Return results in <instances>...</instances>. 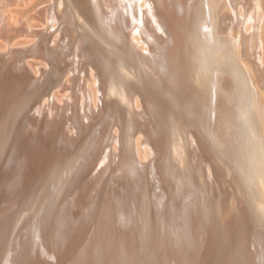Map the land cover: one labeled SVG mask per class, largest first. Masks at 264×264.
<instances>
[{
  "label": "bare ground",
  "instance_id": "obj_1",
  "mask_svg": "<svg viewBox=\"0 0 264 264\" xmlns=\"http://www.w3.org/2000/svg\"><path fill=\"white\" fill-rule=\"evenodd\" d=\"M38 1L0 0V105L15 101L16 95L20 100L31 97L30 111L14 133L0 170V189L8 195L0 203V212L16 206L23 197H34L45 165L52 164L51 159L58 156L63 159L86 132L95 129L96 133L89 137L87 154L78 163L87 164L82 170L85 186L75 192L77 177L72 179L70 175L63 187L65 195H69L61 215L68 228L62 230V239L50 243L44 240L46 246L44 243L37 248L31 264H82L80 258L84 255L79 254L87 246L92 248L96 264H121L123 259L125 264L127 260L134 264L137 255L141 258L138 264L201 261L210 243V225L198 213L200 198L209 216L211 198H215L217 206L220 203L219 218H209L217 221L222 240L228 231L222 225L226 227L229 222L228 203L237 186L222 164L239 181L243 194L252 196L251 204L264 221L263 0H202L185 35L183 21L193 0ZM67 15L69 19L77 18L73 21L77 29L82 26L81 19L92 24L90 32L94 37L98 35V42H106V66L99 64V54L89 41L87 45L79 43L68 30L64 24ZM104 25L112 32L126 30L129 40L125 43L109 39V32L101 28ZM180 54H184L185 71L195 79L193 86L175 90L151 78L144 69L153 55L169 64L175 63ZM109 71L112 80L108 87ZM111 99L116 112L107 126L106 107ZM151 103L159 109L163 125ZM217 111L222 112L219 122L214 115ZM0 128L5 130V125ZM34 140L33 148L26 150ZM162 155L165 169L160 163ZM122 164L130 165H124V171L110 180ZM185 179H204L208 197L197 192L200 181L191 180V185L186 186ZM47 184L40 194L46 192ZM220 191L224 192L222 201ZM73 193L81 195L85 203L77 205L75 216L68 219L66 208L75 205V197L70 200ZM46 198L45 203L42 200L41 205L29 207L28 213L39 207L42 210L48 202ZM196 214L203 217V222L196 219ZM121 216L130 223L121 225ZM189 216H193L195 228H203L199 236L190 238ZM6 224L10 225L9 221ZM21 225L18 220L13 227ZM106 230L107 242H101ZM231 245L229 255H219L222 264H232L241 254L240 238Z\"/></svg>",
  "mask_w": 264,
  "mask_h": 264
},
{
  "label": "rangeland",
  "instance_id": "obj_2",
  "mask_svg": "<svg viewBox=\"0 0 264 264\" xmlns=\"http://www.w3.org/2000/svg\"><path fill=\"white\" fill-rule=\"evenodd\" d=\"M42 1H47V0H39L38 2L41 3ZM186 1L189 2V1H192V0H186ZM200 2L202 3V0H193V5L191 7V10H190L189 14L187 15V17L185 18V20L183 21V26H182V29H183V33L182 34L183 35H185L187 29L192 24V22H193V20L195 18V15H197V13L199 11V7L201 5ZM263 2H264V0H263ZM73 18L74 17L72 16L69 19L68 15H67L64 18L65 26H69L70 29L68 28V30L71 33H74V35L77 37L79 43H83V44L87 45V42L89 41V43H91L93 45L95 51H97L98 54H99V58H100L99 59V64L101 66H106V59H107L106 58V54L107 53L106 52L103 53V50H105L107 48L106 42H103L101 40H99V42H98V40H97L98 39V35L95 34V36L96 35L97 36L94 37V34L92 32H90L92 24L89 23V25H88V23L85 22L83 19H81V21L83 22V23L81 22L82 23L81 28L77 29V27L73 23V21H77V18H75V19H73ZM65 21H67V22H65ZM36 23H40V21L39 22L36 21ZM185 25L187 27H185ZM262 26H264V21H263ZM101 28H102L103 31L105 30L106 33L109 32L108 33V38L111 39V40H120V41L125 42V43L129 40V35L127 34L128 32L126 30H124V29H119V30H117V32H112V31H109L105 25L103 27H101ZM263 28H261L260 30H263V32H264ZM75 31H77V32H75ZM91 34H93V35L91 36ZM182 37H183L182 41H184V36H182ZM100 43H101V45H100ZM182 43L184 44V42H182ZM0 44H3V42L1 40H0ZM85 57H86V54H85ZM182 57H184V54H183V56L180 54L178 60H176L175 63L169 62V64H166L168 62L163 61L162 59H158L156 55H153V57L151 59L147 60V65L149 63V67H147L146 64H144V63L142 64V66H143V68L145 66L147 67V68L145 67L144 69H147L146 71L148 72L149 76L151 78H153L154 80H156L157 82H162L164 86H170V87L174 88L175 90H179L180 91V90H182L183 88H185L187 86L195 85L194 77L190 73L188 74L185 71V69H184V63L182 61L184 58H182ZM104 59H105V61H104ZM4 62L7 63L8 60H6V58H5ZM31 62H33L34 65L36 66L35 60L32 59ZM151 62H153V63H151ZM159 63H161V64H159ZM180 64H181V66L183 64L182 68L179 66ZM150 65L151 66L153 65V66L150 67ZM158 65H161V66H158ZM155 66H157V67H155ZM174 66H175V68H174ZM2 68H3V66H2ZM2 68H0L1 71H2ZM106 77H107V86L109 87L110 84H111V80H112L111 71H109V75L106 76ZM231 87H233V84H231L230 88ZM16 96H17V99L14 98L15 101L14 100L13 101H9V102L7 101V102H5V103L0 105V125L1 124L5 125V130L0 131L1 132L0 133V170H1L2 166H3L2 164H3V161H4V157H5V155L8 152L9 145H10V143L13 140L14 133L18 132V130H19L20 126H21V120L23 119L24 116H27L28 112L30 111L28 108L31 105L30 104L31 103L30 102L31 101L30 100L31 97L29 96L26 99L20 100L19 99L20 95L19 96L16 95ZM22 96L23 95H21V97ZM131 102H132L131 105H134L133 104L134 103V98H131ZM223 103H225V101ZM111 104H112V106H111ZM113 105H114V101L111 99V101H109L108 104H107L108 108L106 107V116H107V119H108V121H106V125L107 126L109 125L110 121L113 119L112 117L115 115V112H116V110L113 107ZM223 106H225V104H223L222 107ZM26 107H27V109H25ZM151 107H152L153 112H155L154 114L156 115V117L160 120V122L163 125V119L161 120V117H159V116H161L159 109L158 108L156 109V106L153 103H151ZM2 109H3V111H2ZM119 113L120 114L124 113L122 108L119 109ZM214 115H215V117L217 119H219V120H217L219 122L221 120L220 118H221L222 112L221 111H217L216 114L214 113ZM214 115H212L213 118H214ZM217 116H219V117H217ZM15 120H17V121L15 122ZM213 126H214V124H213ZM0 130H1V128H0ZM94 131H95V129L92 130V131L86 132L85 135L80 139L81 141H79L74 146L73 150L70 151L69 153H67L64 156L63 159L58 156L59 152H57L55 156H58V157L55 158V156H54V158H55V159H53L54 161L51 159L52 164L50 163V164H46L45 165L46 168L41 172L42 174L39 175L38 180H37V181H39V180L42 181V182H40V186H39L40 188H38L34 192V197L32 196L33 198L29 197V196L28 197H23L21 200H19L20 202L18 201L19 203H17L16 206L11 207V208L9 206V207H7L8 209L6 208L3 212H0V229H1L0 230V264H31L32 260L34 261L35 253L40 249L38 247H41V245H44V243H45V246H46V244H47L46 242L47 241H49V243H50V242H54L56 240V238L57 239L58 238L62 239V234H64L63 231L68 228V225H67V221H65V223H64V221L62 219L61 210H62L63 204L65 203L67 195H69V194L65 195L66 189H65V191H63V187H64L65 183L67 182L66 180L69 179L68 177L70 175H72L71 176L72 179L74 178L75 175L77 177V179H76L77 181L75 183L76 185L74 187V191L75 192L79 191V189L82 186L83 187L85 186V184L83 183L84 182V178H83L84 173L82 172V170H83V168H85L87 166V164H78V163L81 162L82 159L84 158V156L87 154L86 153V145H87V143H88L89 139L91 138V136H92ZM61 132H62V129L60 128V136H61ZM95 133H96V131L94 132V134ZM33 135H35V134H33ZM35 141L36 140H34L33 142L30 141V143L26 147V150L29 151V148H33ZM79 146H80V148L78 149ZM159 158H160V163H161L162 167L165 169L166 168L165 167V162H164L165 157L163 156V158H162L160 156ZM59 161L61 162V164H57ZM124 165L127 167V165H130V164H122V165H120L114 171V173L110 176L109 179L111 180V178L113 176L115 177V176L119 175L122 171H124V169L126 168ZM201 165L202 164H200L199 167ZM222 166H224L223 168H224L225 172L227 171L226 174L228 175V177H232V179L235 180V187L237 186V188H240V189H237V188L233 189L232 194H231V199H230V201L228 203L229 211H230V215H231L229 217V222L234 220L233 221L234 223L233 222H230V223L228 222V224H226V227H225V225H222L223 228H226V230L228 229V231H227L228 233L224 232L225 236H228V237L226 238L224 236L223 237L224 240H222L221 230H219V227L216 226V225H218L217 221H212V220H215L216 217L219 218V214H220L219 211L220 210L218 209V207H220V205H219L220 203L217 206L215 198H213L211 196L212 198H211V201H210V205H211L210 206V216L211 217H210L207 214V212H204L203 204H202V201H201V198H200L201 211H199L198 213L201 212L202 216L204 217V219L206 220V222L208 224L207 226L210 225L209 228L207 227L209 235H210V243H209V246H208V249H207V252H206V256L204 258H202L201 261H198L196 263L195 262L193 263L191 261L188 264H222L219 261V259H220L219 255L222 256L223 253L227 254L228 252L229 253L227 255H229L230 251L228 249L232 246L231 244L234 245L235 241L238 240V238H240L241 241L243 242V246H242V249H241L242 250L241 254L239 255V257L235 261V264H241V262H242V264H252V263L255 264L256 262H257V264H262V262L264 260V258H263L264 257V251H263L264 250V227L258 226V225L262 224L261 223L262 221L259 219L255 208H253V206L251 204L252 203V196L249 195V193H246V195H244L242 190H241V186L239 184V181L236 180L235 178H233L234 175L231 174V170L227 167L226 164H222ZM201 167H203V166H201ZM47 170H48V172H47ZM191 180L189 181L188 179H185V181H183V184H185L186 186L188 184L191 185ZM194 180L195 179H193L192 181L195 182L197 179L195 181ZM199 181H196V182H199V186H200V188L202 187V189H200L198 187V189H196V190H197V192L199 194L206 195V198H207L208 197L207 196L208 195L207 182H205L204 179H201ZM46 182L48 183L47 185H49V187L46 190V192H43L42 194H40L41 188L44 186V184ZM35 184L38 185L39 182H37ZM52 187H54V197H52V199H51V195H52L51 191H53ZM204 192H205V194H204ZM223 193H224L223 191H220L221 201L223 200L222 199V196H224ZM74 194L75 193L70 195V200L75 197L74 198V202H73L75 204L74 207L70 206V208H68V207L66 208V211H69L68 213L66 212V214L68 215V219H70L71 217L75 216V212L74 211L76 210V206L77 205L85 203V200L84 201L81 200V197H80L81 195H78V193H76L75 195ZM247 194L249 195L248 197H247ZM44 195H46V196H44ZM6 196H8V195L6 193H3L2 190L0 189V203H3L7 199ZM242 196H243L244 199L242 198ZM46 197L50 198L51 202H50V199H47ZM30 198L32 199V201L30 200ZM44 198H46L47 199L46 201H48V202L45 205V207L42 208V210H41V207H39L37 210L33 209L32 212L28 213V211L30 210L31 207L33 208V207H35L37 205H41L42 204V200L44 201L43 203H45ZM26 201L28 203H26ZM29 202H32V203L30 204ZM70 202L72 203V201H70ZM211 202H212L213 206H212ZM23 206L26 208V211H25V208ZM215 206H217V208ZM211 207H213V209H211ZM23 208H24V210H23ZM251 209L254 210V211H251ZM20 212H22V213H20ZM253 212L255 213L256 216L254 215ZM204 213H206V215ZM21 214H23V215H21ZM11 215H13V216L11 217ZM196 215H198V216H196V219H198V217H199V219L201 220L200 222H203V220H204L203 217L200 214H196ZM207 215H208V217H207ZM18 216H20V219L18 218ZM15 217L18 218V219H16ZM190 217L191 216L186 217V219L188 218L190 220V219H192L193 216L191 218ZM209 217L212 218V220ZM252 217H254V218H252ZM257 217H258L259 220H257ZM12 218L15 221H13ZM230 218H232V219L230 220ZM209 219H210V221H209ZM18 220L22 222L21 227H13V226H15V222L18 221ZM189 220L187 222V225H188L187 229L188 230L191 229V230H190V232L188 230L187 231H188V234L190 235V238L192 236H194V234L199 236L202 233L203 228L201 227L202 231L199 230L200 229L199 226H197L195 228L194 225H193L194 224L193 219L190 220V221ZM8 221H9L10 225L13 224V222H14V225H12V227L10 225H7L8 223L6 224V222H8ZM11 221H13V222L11 223ZM208 221H209L210 224L208 223ZM259 221H261V222H259ZM95 222H96V220H93L92 224H95ZM189 223H190V225H189ZM214 223H216V224H214ZM231 223H232L233 226L231 225ZM3 224H4V226L7 225L6 228L3 226ZM8 226H10V227H8ZM91 227L94 228L93 226H91ZM2 228H3V231L5 229V232L9 228L8 230L10 232L7 230V232L4 233L2 231ZM212 228H214V229H212ZM231 228L233 229V231L229 230ZM236 228H237V230H235ZM215 229H217L218 231L215 230ZM257 229H259V230H257ZM1 231L3 232V234H6V235H4V237H3V234L1 233ZM196 231H197L198 234L195 233ZM210 232H212V235H211ZM216 232H218V233H216ZM236 232L238 234H236ZM107 233H108V230H106V234H104L105 237H102L101 242L102 241L107 242V237H108ZM229 233H231V234H229ZM217 235L220 236L219 239L217 238ZM8 236L11 237V238H8ZM232 236L236 237L237 239L235 238V241H234V238ZM154 237H155V241H156L157 231H155ZM231 237H232V240H231ZM225 238H226V240H225ZM242 238H244V239L242 240ZM261 238H262V240H261ZM217 239H218V241H217ZM227 239L230 240L231 242L227 241ZM8 240H11V241L8 242ZM44 240H46V242ZM58 240H57V242H58ZM213 240H214V242H211ZM215 241H217V242H215ZM156 242H157V244H154V248L157 250V248L159 246H158V241H156ZM38 244H39V246H38ZM229 244H230V246H227ZM218 245H219V247H218ZM258 245H259V248H258ZM225 247H226V250H225ZM262 247H263V249H262ZM7 248H8V250H7ZM37 248H38V250H37ZM118 249H120V248L117 247L116 250H118ZM223 250H225L226 252L223 251ZM123 251H124V249L123 250L120 249V252H123ZM158 254H159V251H158ZM213 254H215V256ZM225 254H224V256H227ZM81 255H84V257L82 259L80 258V260H81L80 263L83 262L82 264H88V263L89 264H96L95 256H93L94 253H93L91 247L87 246V247H85L84 250L82 249V252H80L79 256H81ZM245 256H246L247 259H245V261H244ZM260 256H261V258L263 260L260 258ZM123 257H124V254L122 253V258ZM160 257L162 258L163 256L160 255ZM5 259H7V260H5ZM140 259L141 258H139V255H137L136 258L133 259L134 264L135 263L138 264ZM82 260H85V261H82ZM123 260L122 261L120 260L121 264H125L123 262ZM253 260H254L255 263L253 262ZM73 262L71 264H73ZM128 263L129 262L127 260L126 264H128ZM157 264H159V263H157ZM164 264H169V262L166 261ZM173 264H182V263H179V262L177 263L176 262V263H173Z\"/></svg>",
  "mask_w": 264,
  "mask_h": 264
},
{
  "label": "snow or ice",
  "instance_id": "obj_3",
  "mask_svg": "<svg viewBox=\"0 0 264 264\" xmlns=\"http://www.w3.org/2000/svg\"><path fill=\"white\" fill-rule=\"evenodd\" d=\"M214 140V137L212 138ZM261 166H262V171H264V149H262V152H261ZM132 174L134 175L135 172L133 171ZM178 192L180 190V188L178 187ZM157 191H159V189H157ZM119 223L121 225H126L127 223H130V220L129 219H126L125 217L121 216L120 217V220H119ZM262 227H264V221H262ZM232 264H235V262H232ZM262 264H264V262H262Z\"/></svg>",
  "mask_w": 264,
  "mask_h": 264
}]
</instances>
